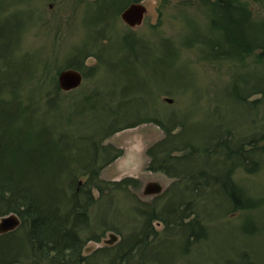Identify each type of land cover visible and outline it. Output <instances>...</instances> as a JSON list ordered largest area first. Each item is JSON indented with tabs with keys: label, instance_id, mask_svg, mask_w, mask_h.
I'll return each instance as SVG.
<instances>
[{
	"label": "rangeland",
	"instance_id": "obj_1",
	"mask_svg": "<svg viewBox=\"0 0 264 264\" xmlns=\"http://www.w3.org/2000/svg\"><path fill=\"white\" fill-rule=\"evenodd\" d=\"M220 1L0 0V77L10 75V69L16 75L9 76L0 104H11L17 116L22 113L14 125L15 118L4 121L11 123V134L31 135L24 137L25 148L35 147L32 140L45 135L47 144L68 158L71 166L54 179L65 193L60 201L66 210L73 189L86 181L81 166L88 153L82 151L90 147L91 134H98L101 155L113 158L99 172L103 193L93 189L96 202L88 210L87 227L80 230L83 264H109L117 246L139 232V210L150 209L156 199L162 204L168 193L192 188L182 175L187 165L182 161L192 147L199 154L195 163L204 164H196V171L209 170L214 177L228 167L232 162L223 160L222 147L203 152L217 137L234 150H251L230 174L242 198L253 205L235 209L219 189L213 193L207 186L196 203L205 237L185 244L182 234L154 222L156 236L145 249L146 263L264 264V56L259 49L229 58L216 55L220 44L227 45L216 22L225 21ZM231 2L245 10V24L264 20V0ZM135 3L145 7L144 17L130 26L121 13ZM70 61L82 66V80L61 89L57 78ZM166 129L174 134L169 139ZM157 150L165 154L163 165L176 164L178 174L148 168L150 151ZM20 154L14 148L7 157L15 164L8 171L16 180L26 162ZM153 182L162 191L145 193ZM4 200L0 218L17 214L6 210ZM112 233L116 239L106 243ZM19 251L22 259L31 253Z\"/></svg>",
	"mask_w": 264,
	"mask_h": 264
},
{
	"label": "trees",
	"instance_id": "obj_2",
	"mask_svg": "<svg viewBox=\"0 0 264 264\" xmlns=\"http://www.w3.org/2000/svg\"><path fill=\"white\" fill-rule=\"evenodd\" d=\"M218 11L225 21L219 22V20H216V22L223 29L222 39L227 45L220 44V50L216 51V55L229 58L259 49L260 55L264 56V20L252 22L251 26L247 25L248 23L245 24V10L232 4L231 0H221L218 3ZM67 66L76 69L82 68L80 63L76 61H70ZM14 71L15 69L8 70L10 74H6L8 78L6 76L0 77V94L7 85L9 76L10 80L16 76L13 74ZM238 97L242 98V95ZM2 101L3 98L0 95V102L2 103ZM94 104L96 103L94 102ZM94 104H91L92 107H94ZM107 105L105 103L104 107ZM10 109L11 111H9ZM14 114L16 117H13ZM18 114L17 111H13L11 104H0V200L5 199L1 204L6 206V210L16 211L22 219L21 226L15 231L0 235V253L3 252L0 264H83L84 256L80 255L83 246L80 230L87 227L88 210L96 202L92 194L93 189L103 193L102 186L99 184V181L101 182L98 178L99 172L113 158L108 159L101 155L100 146H98L99 140H95L98 134H91V139L86 141V147H89V145L90 147L82 151L83 155L88 153L87 161L82 166L80 165L82 167L81 173L86 176V181L82 186L80 185L81 187L78 186L77 190L73 189L72 195L67 200L70 204L72 201L73 203L70 210L69 208L66 210L64 203L60 201L62 200L61 194L64 196L65 193L61 191V186L55 185L54 179L62 170L68 169L71 163L68 158H61V153L47 144L46 139H43V137H46L45 135L40 137L39 140H37L38 138L32 140L33 142L36 141L35 147L25 148L24 137L28 135L32 139L31 135L27 134L20 138L11 134V123L14 125L16 123L14 121L22 117V113L17 116ZM10 117L15 118L11 123L4 121V119L8 120ZM165 132L168 139L174 135L172 130L166 129ZM18 139H22V143H19L21 141ZM248 144L247 142L246 145ZM109 147L113 146L109 144ZM109 147H104L103 151L108 153L106 148ZM217 147H222L223 160L230 158L232 163L228 167H224L214 177L208 174L210 173L209 170L196 171L194 166L199 164L195 163L198 160H195L198 150H194L192 147L193 151L188 152L189 154L185 155L184 160L180 159L187 164L182 175L190 178L193 185L192 188L189 186L188 188L187 186L184 187L185 189L182 188L183 192L186 189L188 190L187 196L189 197L184 199L181 194L182 191L174 195L168 193L165 195L166 200L162 204L156 199L154 205H147L150 209L144 208L142 210L139 208L141 209L139 210L140 214L143 215L139 232L134 236L132 235V237L130 236L129 241L124 240L122 244L117 246L109 264H147L145 249L148 247L150 238L156 236V231H153V235L152 230L154 228L153 223L157 221L163 223L165 229L170 228L175 234H182L181 238L185 244L193 238L198 239V236L205 237L206 229L203 228L200 217L197 216L196 203L199 201V195L202 193L207 194V186L214 188L213 193L216 189H219L216 191H220L225 198L231 200L232 204L236 205L235 209L248 208L253 205L247 199L242 198L241 191L236 183L232 181L230 174L236 164L239 165L248 159L247 154L251 150L243 149L242 146L241 150H234L227 140L217 137L216 143L212 144L211 147L204 148L203 152L208 154L211 148L217 150ZM14 148L18 151L21 150L20 156L26 160L25 165H21L20 170H18L20 177L18 180H16L15 172L8 171L9 164L13 163L15 165L11 160L7 161L8 154ZM120 153L121 150H118L113 155L114 158H117ZM150 154L153 155V162L148 167L150 170H165L171 176L178 174L175 173L176 164L167 167L163 165L165 154L159 156L158 150L155 154L150 151ZM102 160L103 162L99 165ZM98 161L100 162L97 164ZM5 162L7 166L4 165ZM5 171L9 174L6 175ZM201 177L204 178L202 182L199 181ZM206 177L212 178L210 183L208 182L209 179L206 180ZM83 199L84 202L82 203L81 200ZM62 207H64L63 210ZM20 249H28L31 252L30 256H25L26 259L20 258L18 256Z\"/></svg>",
	"mask_w": 264,
	"mask_h": 264
},
{
	"label": "water",
	"instance_id": "obj_3",
	"mask_svg": "<svg viewBox=\"0 0 264 264\" xmlns=\"http://www.w3.org/2000/svg\"><path fill=\"white\" fill-rule=\"evenodd\" d=\"M145 7L140 3L131 4L121 13L123 20L130 26L139 24L144 15ZM82 80V73L76 68H64L60 71L57 83L61 89H72L78 86ZM162 188L158 183H148L146 185L145 193L153 194L154 192H160ZM21 221L17 214L9 213L0 218V233H5L15 230L20 226ZM112 240H106V243L112 244L111 242L116 239V235L112 233Z\"/></svg>",
	"mask_w": 264,
	"mask_h": 264
},
{
	"label": "flooded vegetation",
	"instance_id": "obj_4",
	"mask_svg": "<svg viewBox=\"0 0 264 264\" xmlns=\"http://www.w3.org/2000/svg\"><path fill=\"white\" fill-rule=\"evenodd\" d=\"M67 68V67H66ZM79 70V69H78Z\"/></svg>",
	"mask_w": 264,
	"mask_h": 264
},
{
	"label": "bare ground",
	"instance_id": "obj_5",
	"mask_svg": "<svg viewBox=\"0 0 264 264\" xmlns=\"http://www.w3.org/2000/svg\"><path fill=\"white\" fill-rule=\"evenodd\" d=\"M71 68V67H70Z\"/></svg>",
	"mask_w": 264,
	"mask_h": 264
}]
</instances>
